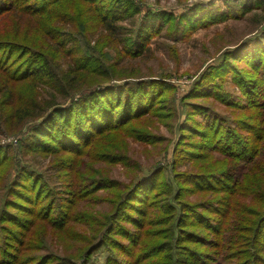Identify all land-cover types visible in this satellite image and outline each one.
<instances>
[{
	"label": "trees",
	"instance_id": "trees-1",
	"mask_svg": "<svg viewBox=\"0 0 264 264\" xmlns=\"http://www.w3.org/2000/svg\"><path fill=\"white\" fill-rule=\"evenodd\" d=\"M253 3L195 26L244 18ZM171 20L136 0H0V126H28L23 157L53 156L47 170L65 176L54 190L50 175L14 169L0 146V264H98L100 253L108 264H264V50L237 60L244 71L210 68L183 101L174 160L188 167L175 187L159 166L125 172L128 183L111 177L130 163L129 139L153 143L154 117L175 114L159 110L173 85L143 74ZM256 31L226 63L264 39ZM203 97L204 108L189 106ZM218 105L225 118L212 116Z\"/></svg>",
	"mask_w": 264,
	"mask_h": 264
},
{
	"label": "rangeland",
	"instance_id": "rangeland-1",
	"mask_svg": "<svg viewBox=\"0 0 264 264\" xmlns=\"http://www.w3.org/2000/svg\"><path fill=\"white\" fill-rule=\"evenodd\" d=\"M211 1H213L212 6L208 4ZM244 1L254 2L253 6H255L244 18H230L223 22L220 20L217 23L211 22L209 26L201 28L195 26V22H201L208 16L209 12H213L214 15L216 14L219 17L232 11L235 16H238ZM262 1L264 0H136V2H140L144 11L145 8H149L154 9V11L173 12V20L169 25L171 28L170 34L166 35L164 31L160 36L153 38L150 44L152 52L143 59V74L166 79L173 85L174 91L164 96L166 97L165 100L160 103H164L165 106L160 107L159 110L167 109L168 112L171 110V106L174 105L175 114L171 118L170 114L167 115L162 111L154 117L156 121L161 123H158L156 128H152L150 131L155 137L153 143H139L133 139L128 140L126 154L130 159V163L127 166L118 163L115 169L112 168L110 174L113 179L121 183H128L130 179L125 175V172L137 171L139 177L142 178L150 170L159 166L160 169L165 170L169 183L175 187V171L181 172L188 167L187 162L176 166L174 160V153L181 139L180 130L187 119L186 106L183 101L192 93L198 79L210 68L220 67L225 63L227 71L231 69L235 72L244 71L241 70L242 67H245L244 64L237 60L241 57L248 58L251 54H259L264 50L261 42L264 39L259 38L248 47V52L244 51L233 56L231 62L227 60L226 63L224 59L226 52L235 51L242 46L241 41L244 38L248 39L255 35L256 30H264L262 29L264 20L262 24H258L264 17V4L261 8H256L258 7L257 3ZM200 2L204 3L203 10L195 11L193 6ZM230 80L231 78L228 76L225 83H230ZM161 93L162 91L158 95ZM169 95H171L170 100L167 99ZM191 99L192 102H189V106L193 109L204 108L205 103H207L204 97L201 100ZM220 106L211 109L212 116L217 114V116L225 118ZM216 109L220 111L214 112ZM194 114L199 115L197 112ZM161 115L166 116L161 117ZM26 129H28V126L22 130L24 131L23 134L28 131ZM23 134H10L5 131L4 126H0V146L8 147L7 152L13 157L14 169L23 166L29 171L43 172L50 175L47 178L53 185L54 190H57V188L62 189V177L65 176L61 177L56 174L55 170H47L50 165H53V156L44 157L39 153H31L29 156L23 157V151L19 148L20 139L23 138L24 140L27 136L26 134L23 137ZM194 138L203 141L201 143L203 145L208 137L204 138V134H201L194 136ZM203 147L206 146H200L201 156L203 158L209 157L211 153L205 152V150L201 152ZM197 154L199 155V153ZM187 155L185 154L186 158ZM127 168L129 171H127ZM1 196L0 207H2ZM191 199L195 198L191 197ZM116 237H119V235L116 234ZM95 258L98 264H108V256L105 253L97 254Z\"/></svg>",
	"mask_w": 264,
	"mask_h": 264
}]
</instances>
